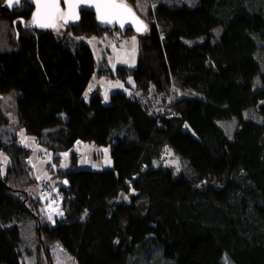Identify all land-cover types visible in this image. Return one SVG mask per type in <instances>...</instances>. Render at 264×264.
<instances>
[{
    "label": "trees",
    "instance_id": "obj_1",
    "mask_svg": "<svg viewBox=\"0 0 264 264\" xmlns=\"http://www.w3.org/2000/svg\"><path fill=\"white\" fill-rule=\"evenodd\" d=\"M4 2L0 20L14 34L12 47L0 49V94L19 92V126L53 153L93 142L111 147L117 163L78 169L74 153L53 176L63 217L52 223L47 199L30 192L31 150L0 132L9 158L5 173L0 163V264H24L19 225L29 217L39 241L36 264H53L55 245L77 264H135L150 245L173 264H264V1L161 0L145 18L124 0L147 29L138 35L135 67L99 70L135 83L109 103L99 92L84 100L97 63L89 45L69 36H100L94 14L63 24L58 38L32 27L28 0L3 12ZM253 110L259 119L244 115ZM234 118L229 133L221 123ZM7 123L0 114V127ZM166 150L184 167L164 162ZM126 156L134 163L123 176L118 164ZM131 191L129 201L120 199Z\"/></svg>",
    "mask_w": 264,
    "mask_h": 264
},
{
    "label": "rangeland",
    "instance_id": "obj_2",
    "mask_svg": "<svg viewBox=\"0 0 264 264\" xmlns=\"http://www.w3.org/2000/svg\"><path fill=\"white\" fill-rule=\"evenodd\" d=\"M124 1V0H120ZM133 1L134 5L138 9L139 13L143 17H148L149 10L161 0H129ZM171 3H188L191 4L194 0H167ZM263 3L264 0H258ZM125 3V2H124ZM105 31V30H104ZM106 35L101 33L100 36H76L72 33L70 37L74 36L79 38L87 45L90 46L94 54L97 71L93 75L90 83L88 84L83 98L88 103L91 97L99 92L104 100V103H109V99L114 93H127L130 94L135 85L133 78H128L126 81L111 78L108 75H100L98 72L102 67H108L115 70L118 65H127L129 67H135L138 62V34L129 33L121 34L115 30H110ZM55 35L58 38H62L65 35V28L63 23H60L54 30ZM14 30L11 27L8 20H0V49H9L12 47ZM120 38L121 40L119 41ZM199 39L198 41H201ZM259 58L264 67V53H259ZM176 95H192L188 90L174 91ZM18 91H11L9 93L0 94V114L4 116L8 123L0 127V132L4 135V138H9L11 135L16 134L22 145L31 150L30 162L33 170V177L36 182L32 185L30 192L33 196L41 197L40 192L44 186L51 188H57L56 182L53 178L57 170H64L68 168L72 163V155L75 153L78 157V169H92L103 170L110 169L116 166V160L112 156L111 147L99 146L93 142L78 141L70 149L53 153L48 150L44 143L39 142L36 138L26 134V132L19 126L17 118V97ZM244 115H250L259 119L257 112L246 111ZM221 125L229 132L232 133L236 119L221 123ZM60 156L59 163H56L54 156ZM163 161L170 166L180 170L184 167V164L179 160L178 156H175L172 151L166 150L161 156ZM0 163L2 164V173H5L6 167L9 164V158L0 150ZM133 160L129 157H122L118 164V168L122 172L123 176H127L132 167ZM158 161H154V166L158 165ZM54 171V172H53ZM131 191L130 194H122L120 199L129 201L134 194ZM44 214L50 222L55 223L56 219L63 217V211L58 207H52L47 205L44 207ZM22 243L20 250L23 253L22 259L24 264H36L37 261V248L39 241L36 233V222L33 217H29L22 221L19 225ZM146 255L139 254L134 261L135 264H173L163 259L161 251L155 246H149L145 251ZM148 255V256H147ZM51 259L53 264H77L74 257L69 254L61 245H55L51 248ZM224 262L227 263L226 259ZM47 264V263H46Z\"/></svg>",
    "mask_w": 264,
    "mask_h": 264
},
{
    "label": "water",
    "instance_id": "obj_3",
    "mask_svg": "<svg viewBox=\"0 0 264 264\" xmlns=\"http://www.w3.org/2000/svg\"><path fill=\"white\" fill-rule=\"evenodd\" d=\"M24 0H19L17 3L16 0H5L4 5L2 7L3 12L8 11L10 9L18 8ZM31 5L34 7L32 16H31V24L34 29H44L53 31L60 24L77 25L80 22L81 13H92L95 15L96 20L103 30H115L119 31L121 34H126L128 31H133L138 35L143 34L147 29L146 22L138 15V13L128 4L120 1V0H28ZM46 2H54L58 5V9L60 13L65 14V19L59 18L58 15L54 16L52 19V23L54 26L42 27L40 26L43 23L49 22L48 13L49 11L55 13V9L48 10L43 7ZM97 3H108V4H124L127 9H131V13H129L125 8H101L100 11H97L96 4ZM70 5H75L74 8H71ZM39 9V13H38ZM75 13V16L69 15V13ZM103 12L106 16L105 20H101L99 17ZM39 15V22L34 20V17ZM134 14V15H133ZM78 17V18H75ZM107 20H111V22H107ZM139 22V23H138ZM123 24V26H121ZM140 29L139 31L137 29Z\"/></svg>",
    "mask_w": 264,
    "mask_h": 264
},
{
    "label": "snow or ice",
    "instance_id": "obj_4",
    "mask_svg": "<svg viewBox=\"0 0 264 264\" xmlns=\"http://www.w3.org/2000/svg\"><path fill=\"white\" fill-rule=\"evenodd\" d=\"M16 2L18 3L19 0H16ZM43 7L45 9H48V10H52V9H55V13L49 11L48 13V19H49V22L47 23H43L41 24L40 26L42 27H47V26H54V24L51 22L53 17L58 15L59 18L61 19H65V14L64 13H60L59 12V9H58V5L54 2H46ZM71 8H74L75 5H70ZM108 7H111V8H125L129 13H131V9H127L126 8V5L124 4H115V3H112V4H108V3H97L96 4V8H97V11H100L101 8H108ZM38 13H39V9H38ZM69 15L71 16H75V13L72 12V13H69ZM134 15V14H133ZM75 18H78V17H75ZM101 20H105L106 19V16L103 12H101V15L99 17ZM34 20H36L37 22H39V15L37 14L36 17H34ZM65 22H67V20L65 19ZM107 22H111V20H107ZM139 23V22H138ZM123 26V24L121 25ZM138 31L140 30L139 28L137 29Z\"/></svg>",
    "mask_w": 264,
    "mask_h": 264
},
{
    "label": "built area",
    "instance_id": "obj_5",
    "mask_svg": "<svg viewBox=\"0 0 264 264\" xmlns=\"http://www.w3.org/2000/svg\"><path fill=\"white\" fill-rule=\"evenodd\" d=\"M108 32H111L110 30H105L103 32L104 35H106ZM117 33H120L117 31ZM119 41L121 40L118 38ZM41 196L48 201V205L52 207H57L61 202V193L56 188H49V187H43V189L40 192Z\"/></svg>",
    "mask_w": 264,
    "mask_h": 264
}]
</instances>
